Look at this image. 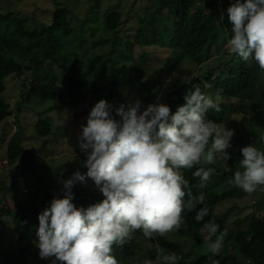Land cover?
<instances>
[{
    "label": "trees",
    "instance_id": "16d2710c",
    "mask_svg": "<svg viewBox=\"0 0 264 264\" xmlns=\"http://www.w3.org/2000/svg\"><path fill=\"white\" fill-rule=\"evenodd\" d=\"M229 2L230 0H146L147 7L144 12L137 11L135 18L130 20L132 26L135 25V33L134 37H128L124 41L125 49L129 52V61L123 63L124 65H120L119 58H113L117 51L110 48L113 44L109 38L100 36L95 40H81L79 47L70 45L68 40L74 30L70 23L71 11L68 8H57L52 14L50 24L37 21L34 17L22 16L18 11L0 16L3 23L0 25V123L8 121L10 117L5 100L9 95V89L12 88L9 81L13 82L15 77L14 80L18 81L17 84L20 86L16 130L5 150V157L10 165L9 171L13 170L12 178L4 186L0 184V191L4 192L0 200V218L7 219L10 224L9 219L13 217L12 232L15 238L11 244L15 247L10 249L9 245L2 241L0 264L5 262L32 264L23 255L27 253L33 257L39 253L38 249L34 248L38 239L35 235L39 226L38 216L56 196L50 192V188L57 186L54 178L44 174L45 171L50 172L46 167L43 168L32 161H39V158L33 150L24 146L23 136L30 132L33 142L36 143L34 140L39 138L51 139L57 130L48 116L45 115L44 118L42 114L40 116L34 114L32 119L36 124L32 129L26 127L21 121L22 107L25 103L32 99L53 101L61 110H68L79 106L82 100L88 99L94 106L99 100L106 99L114 106L112 115L120 120L121 118L115 114V107L139 100L142 112L146 108L145 105L148 106L155 99L160 83L155 78L150 80L144 78L143 65L151 56L146 48L169 47L178 51L181 57L187 58L194 65L202 66L208 63L213 60L212 44L215 39L220 38L224 45L231 36L227 10L223 12L224 19L221 20L220 7L221 3L226 5ZM102 23L104 35L109 33L110 36H117L123 24V16L120 13H111ZM85 42L88 43V51H82ZM108 47L110 50L106 51ZM135 47L142 50L137 57L133 53ZM236 57L232 54L229 59L218 58V63L207 68L206 81L196 77L178 78L179 86L170 91V96L168 94L164 100L168 101L166 103L170 106L171 112L175 113L177 108L185 103L184 96L188 89L200 87L207 94L208 86L212 88L213 93L221 90L223 99L221 111L217 113L210 109L206 118L227 124L231 122L235 113L241 112L243 114L241 120L247 126L246 132L241 133L242 136L248 139L250 144L255 143L257 147H264V71L259 69L255 61L245 62L240 58L238 63H235L232 60ZM46 65L56 67L57 72L46 70L44 68ZM174 65L171 61L166 62L156 78H162ZM214 73L219 74L215 80ZM95 80L103 83H97ZM142 86L148 88L144 89ZM121 87L127 92L122 91ZM254 112L256 114L250 117ZM78 117L79 113L75 112L74 118ZM0 132L2 138L5 132ZM236 145L232 140V148L228 150L231 155L228 165L222 162L209 165L216 171L204 188L199 187L198 178L192 176L195 168L182 169L184 177L190 181L193 196L203 201L197 205L196 210L207 205L210 208V216L206 217L205 221L214 216L221 229L225 226L229 229L222 252L213 255L207 249L203 238L193 235L194 228L203 223L195 221L196 211H193L186 214V225L173 233L182 239H192L196 242L200 253L198 259H195L193 254L192 258L184 259L182 247L174 241L170 233L149 240L143 236L142 231L137 230L127 243L114 246V255L120 264H133L131 256L136 251L139 253V245L143 243L141 241L156 245L154 250L145 253L150 255L152 260L156 259L159 250L160 254L176 253L178 264H247L249 260L252 264H264V205L258 209L259 215L252 218L248 226L237 231L227 225L226 213L218 212V207L240 194L238 188L228 183L238 168L239 160L242 159L240 150H234ZM85 159H82V162ZM82 162L78 161L81 165ZM83 169L87 171L85 167ZM27 176L34 177L37 182L35 187L30 191L15 194L12 187L17 191L18 182L25 180ZM59 186L61 188L63 183H59ZM43 189L44 197L41 195ZM71 191L74 193V203L77 206L87 207L103 198L99 191L86 192L75 184ZM6 195L11 196L13 209L5 201ZM30 198L33 199L32 203L28 201ZM241 222L238 221V226ZM8 235L2 236L6 239ZM42 264H52V260H45Z\"/></svg>",
    "mask_w": 264,
    "mask_h": 264
},
{
    "label": "clouds",
    "instance_id": "9594fccd",
    "mask_svg": "<svg viewBox=\"0 0 264 264\" xmlns=\"http://www.w3.org/2000/svg\"><path fill=\"white\" fill-rule=\"evenodd\" d=\"M227 20L230 53L255 61L264 71V0H232ZM184 100L175 113L159 99L142 112L139 100L121 104L115 107L120 120L106 99L92 107L78 137L87 171H76L63 181V198L55 196L38 216L35 235L41 259H51L52 264H120L114 246L127 243L137 230L149 240L180 231L186 214L193 211L195 221H203L199 232L207 249L213 255L222 252L229 229H221L214 216L205 221L210 216L207 205L196 210L203 201L193 196L182 169L195 168L192 176L204 188L216 171L209 165L231 159L228 150L235 131L206 118L210 109L221 111V90L207 94L195 87L187 90ZM240 152L242 159L228 183L249 195L264 191V147L251 143ZM89 178L103 198L77 206L72 186ZM155 264H178V256L158 250Z\"/></svg>",
    "mask_w": 264,
    "mask_h": 264
},
{
    "label": "rangeland",
    "instance_id": "374dc122",
    "mask_svg": "<svg viewBox=\"0 0 264 264\" xmlns=\"http://www.w3.org/2000/svg\"><path fill=\"white\" fill-rule=\"evenodd\" d=\"M231 2L232 0L226 5L221 3L220 7L222 12L227 10ZM59 7H65L71 11L70 23L74 30L68 40L71 46L79 47V44L82 42L81 40H95L99 39L100 36H103L109 38L113 44L110 48L117 51V53L113 55V58H119L121 61L119 62L120 65H124L123 63L129 61V52L125 49L124 41L128 37H134L135 25L132 26L130 20L135 18L134 15L137 11L144 12L147 7L146 0H0V16L18 11L22 16L34 17L37 21L50 24L52 22L53 12ZM223 8L226 9L224 10ZM111 13H120L123 16V24L120 33L117 36H110L108 35L109 33L104 35L102 33L104 30L102 22L105 17ZM1 24L3 25L0 21V25ZM110 48L108 47L106 51H109ZM146 50L151 53V56L143 65L145 68L144 78L148 80L155 78L160 82L159 87L156 90V97L151 104L157 102L158 99L160 102L167 104L166 102L168 101L164 100V98L168 94L170 96L169 92L179 86L178 78H192V74L195 72L197 73L196 78L206 81L208 78L205 76V72L209 66L218 63V58L229 59L232 56V53H230L227 47V43L223 45V41L220 38H216L215 42L212 44L213 60L202 66L194 65L192 62H189L187 58L181 57L178 51L169 47L155 48V46H150L147 47ZM82 51H88V43H83ZM141 51V49L135 47L133 51L134 56H139ZM239 60L240 58L237 56L235 60L233 59L232 61L238 63ZM168 61L173 62L175 64L174 67L170 71H167L162 78H156L162 67H164ZM44 68L46 70H56V67L48 65ZM216 77H219V74L214 73L213 79L215 80ZM13 78L15 79V77ZM14 79L13 82L9 81V86H12V88L9 89V95H7L5 99L7 102V108L10 111V117L8 118V121L0 123V131L5 132L3 137L0 138V184H3V186L7 181L10 182L9 179L12 178L11 174L13 171H9L10 165L6 160L5 150L8 141L15 133L17 125L16 113L18 110L17 103L20 101V97L18 96L20 86L17 84L18 81ZM95 82L99 83L100 81L95 80ZM142 87L144 89L148 88L147 86ZM121 88L123 89L122 91L125 93L127 92L125 88ZM206 92H209L208 94H214L210 86H208ZM171 98L174 99L172 96ZM221 102H223V99ZM236 102H238V100H236ZM90 104V100H82V103L73 109L61 110L53 101L45 102L40 99H32L31 101H27L22 107L23 116L21 121L26 127L29 126L32 129L36 124V121L32 119L34 114H38L39 116L42 114L44 118H46L45 115L48 116L49 120L53 123V127L57 130L55 132L56 135L54 134L51 139L46 140L39 138L34 140L36 143L33 142L29 132L23 136V143L26 148L33 150L37 155V158H39V161H32L36 163V165L40 164L43 168L46 167L47 170L51 172H44L45 175L54 178V182L57 185L55 188H50V192L56 196L59 195L61 198H63L67 189H64V185L60 188L59 183L72 178L76 171L82 173L86 172L81 163H78V161L82 162V159L86 158L85 152L81 151L79 148L78 137L81 131V126L84 125V123L86 125L87 117L93 107V104ZM125 105L127 106V103H125ZM145 106L147 107V105ZM75 112L79 113L77 119L74 118ZM255 114V112L252 113L250 117H253ZM242 116L243 114L241 112L235 113L231 118V122L224 124L235 131V135L232 138L237 144L234 146L235 151L250 144L247 141L248 139H245L241 134L246 132L247 129L246 124L241 120ZM36 183L34 177L27 176L25 180L18 182L19 188L17 191L14 189L15 187H12V190L15 194H19L22 191L25 192L26 190L30 191L32 187H35ZM75 183L86 192L98 191L94 182L90 178L87 179L86 182L75 181ZM238 191L240 193L239 196L227 200L224 204L218 207V212L221 214L226 213L225 217L227 225L233 227L236 231L248 226L251 219L259 215L258 209L264 205V191L257 190L251 195L244 193L240 189H238ZM6 194H8L7 191ZM41 195L42 197L45 196L44 189ZM3 196L4 192L1 190L0 200ZM4 199L13 209L14 204L11 201V196L6 195ZM28 201L29 203H32L33 199L30 198ZM260 215H262V213H260ZM12 219H9L10 224H8L7 219L3 220L0 218V245L3 243L2 241H4L9 245L10 249L15 247L14 244H11L12 240L15 238V234L12 232L14 230V222ZM239 220L242 221L240 226H238ZM200 227L201 225L194 228L193 235L202 239L199 232ZM170 234H172L171 237L174 241L182 247L184 259L189 257L192 258V254L195 259L199 258L200 253L198 252L194 240L182 239L173 232H170ZM2 235H8V238L5 239ZM141 242L143 243H140L139 245V253H137V251L133 253L131 256V262L133 264H143L145 260H151L155 264L156 259L152 260L150 258L151 256L145 253L149 250H154L156 245L146 241ZM34 248L38 249L37 245ZM1 251L2 247H0V252ZM23 257L27 258L28 262H31L32 264H42L45 261V259L40 258L39 253L33 257L24 253Z\"/></svg>",
    "mask_w": 264,
    "mask_h": 264
}]
</instances>
